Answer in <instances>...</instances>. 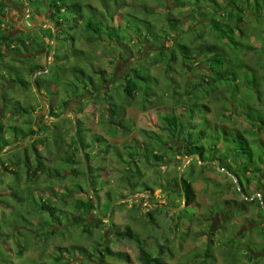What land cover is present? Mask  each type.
Masks as SVG:
<instances>
[{
	"label": "trees",
	"instance_id": "16d2710c",
	"mask_svg": "<svg viewBox=\"0 0 264 264\" xmlns=\"http://www.w3.org/2000/svg\"><path fill=\"white\" fill-rule=\"evenodd\" d=\"M26 1L28 3L29 1L33 2V0ZM44 1H47L46 7L48 10L45 13H49L50 26L39 30H35L32 26L31 30H29L31 33L28 31V33H19L17 35H14L12 31H6L5 28H0V45L9 53L8 60H4L5 67H7L9 74L13 75V79L10 80L12 85L6 87L7 90L13 86H18L24 90L33 87L37 92L46 91L44 95L51 97L56 92L50 90V87L54 85L59 87L61 94H64L65 98L61 100L63 106L67 104L69 97L77 99L86 97L85 99L88 100L95 96L100 97L107 104L104 108L107 113L108 123L113 125L121 136H126L133 130L132 125L125 119V109L131 102L134 101L133 104L137 105L142 111L152 107L160 108L164 106L171 108L172 112H165L159 116L161 130L167 133V138L163 142L158 140L153 132L140 129L139 135L142 134L144 141H141L138 137L134 138L128 145L124 144V149L126 150L124 156H122V153H115L125 163L126 168V171L120 174L119 180L130 188L140 186L139 191L144 193V198L149 197L152 199L153 188L148 184L144 185L142 181L138 183L141 177L138 167L139 160H146L148 155H151L158 165L163 162L165 154L172 153L173 155L181 156L198 154L199 160L204 161V156L206 152L210 153L211 147L220 146L223 148L224 158H222L223 156L213 157L212 154L209 161L212 163V161L216 160L219 162L220 168L226 169L228 172L232 170L230 174L235 177L240 185L239 190L237 188V192L241 195L239 202L233 199L222 201L225 212L221 214V221L225 222L228 220L227 217L231 210L241 212L244 211L246 206L258 207L259 216L264 217V211L261 210V206H264V141L258 140L256 142L258 143L257 146L254 147V142L246 136V134L251 135L253 130L261 131L264 127V89L262 88L264 87V80L263 78V81L259 80L256 77V73L264 72V58L259 60L261 62L254 61L252 64L241 61L238 58L240 53L245 57L249 53H264V19L262 21L261 17H259V20L254 19L257 23V28L252 35L259 40L258 43L262 47L258 50L257 47L242 42V37L244 36L242 25L249 21L246 18L247 15L251 14V16H254V13H261L260 5H264V0H226L224 5L217 0H207L208 6L204 8L202 5L205 10L199 5L194 6V0H154L157 3L170 4L169 8L166 7L167 10L164 11L163 15L155 10L156 7L147 5V1L150 0H111L113 1L112 3H110L111 1L107 3L106 0H99L96 1L97 4L95 5L91 4L92 2L89 0H35V3L40 4ZM140 1L141 4L139 5L144 8L145 13H137L139 9H136L137 11L135 9L130 10L135 7L138 8L137 5ZM253 2L255 3L254 7H252ZM99 4L105 6L104 11H102L103 7ZM6 6L5 2L0 1V16L4 15L3 12ZM82 6H87L92 13H96V18H91L96 19V21H91L89 18L87 21L82 22L88 32L85 34L83 31L84 41L88 46H91L94 40L100 44L104 42L106 47H110L112 55L113 47H122L123 50L120 49V51H124L125 47L129 49L128 43L130 45L131 42L135 41L137 44L142 43L143 45L145 43L149 45L152 47V51L156 49L157 57L154 59L150 57V60L142 67L132 68L131 71L124 74L121 80L115 81V87L109 86V89L103 90L112 74L107 72L102 67V64L94 66L92 59L95 58L94 56L92 57L89 49H82L74 43L75 37L72 35L75 29L74 26L86 18L84 13L87 12L83 11ZM32 8L34 9V7ZM124 8L130 10L128 11L130 13H135L132 20L123 13L125 11ZM116 14H120L121 17L119 23L114 24L113 18ZM190 17L195 18L198 23L196 27L188 24ZM154 20H156V23H154ZM1 21L2 19L0 18V26ZM190 32H192L193 36L190 39L185 38ZM24 34H27V36L24 37ZM176 34H178V37L173 40L172 37ZM204 34L211 35V39H206ZM46 36L55 38V43L60 40V50L62 48L64 50L63 53L52 54L49 41L45 45L43 44V38ZM167 41H170V45H167ZM64 44H70L71 46L65 47ZM21 49L24 52H21ZM40 50H47L51 53V59L45 65L34 62V57L40 53ZM70 55H75L74 57L78 61L75 63L70 58ZM10 59L14 62V65L8 64ZM112 59L114 57L108 59V61L111 63ZM161 59L170 61V64L163 68L162 72H165V74L161 75L160 88L156 89L160 80L151 73L150 66L157 65V62ZM30 60L32 63H30ZM2 61L3 56L0 54V62ZM27 61H29V67L23 68ZM86 62H88L90 67L82 66ZM143 62H146V60ZM66 63L72 64L70 65L73 66L71 67L72 74H69V70H67L69 66L67 68ZM175 64L178 66L172 69V65ZM47 66H53L55 72L54 74H49L48 78H43L41 72H45ZM201 66L202 68H199ZM20 69H23V75L29 76L28 79L23 78L22 74H19ZM171 69L173 73L175 72L181 77L182 84L169 74ZM63 74H69L72 77H63ZM242 85L252 91L250 99L244 105H240L249 128H230L213 122L205 116L210 111V108L207 104H202V99L208 98L210 101L223 100L222 109H227L231 99L230 95L236 93ZM85 93H89L92 97L88 96V94L85 96ZM2 97L5 103V95H2ZM177 106H183L185 112H176L175 108ZM55 107L57 108L55 103H49L45 123L39 121L32 124L31 117L28 115V107L23 106L17 100L12 101L11 109L7 112L11 115L21 117L28 115V117H25L22 125L9 124L5 126L0 121V146L3 148L8 146L13 140L17 141L22 139V137L26 138V144L20 147L17 153L12 154L14 159L12 162L19 167L15 171L18 186L22 175L20 171L25 174L26 182H29L31 177H34L35 182L38 171L40 170L43 173L46 169L51 171L52 178L56 181L65 178L73 180L76 175L81 176L84 179L85 188L89 190L95 184L96 175H92L93 170L89 166L91 154L86 152V149L97 142L101 152L105 153L111 149V146L99 136L86 139V129L83 128L79 119L72 123L71 118H69V130L72 131L75 127L74 133L70 135L69 142L60 138V136H56L57 133H60L58 126L61 123L59 118L62 112L56 110ZM196 120H201L202 125L199 126L200 123L196 125ZM6 129L12 135L11 140L5 132ZM40 133L43 135H40ZM171 137H179V141L183 143L181 146L183 148L182 152L177 150L174 141L168 144L167 141H170ZM29 139L31 140L29 141ZM50 139L53 140L51 143L55 144L58 150L63 153L64 157L59 162L63 163L61 169L56 166H53L52 169L46 168L44 158L40 154L39 145L46 144ZM203 140L209 142L210 147L205 148L199 143ZM70 150L82 154L85 166L81 163L80 158H74V152ZM229 159H232L234 164H231ZM69 164H74V166L70 167ZM191 165L192 162L189 161V166ZM211 166L214 167L215 165L212 163ZM200 167L204 168L206 165H200ZM64 168L70 169L67 170L66 174H61ZM182 175L181 184L179 183L177 171L173 182H167L165 186H160L164 192L170 191L172 195L180 198L182 204H185L184 209L180 213L182 212L183 215H186L191 209L190 205L196 203V193L192 182L184 176V171ZM46 178L50 179V176L46 174ZM134 178L135 181L133 180ZM254 180L255 188L249 190V184ZM29 194L34 197V200L31 198L29 204H26L27 200L24 197L19 198L20 196H17V192H10L11 196L13 195L15 198L20 199L19 202H16L15 208L17 206L21 207L24 210V214L30 216V213L34 212L37 213L35 215H41L42 218L36 224H32L26 215L17 210L16 215L20 218H17V222L25 221L26 230H29L28 233L33 238L35 237L36 241L31 242L26 238H24L25 241L23 242L15 241V258L19 260L24 258V249L34 245L38 247L41 256L39 254L38 261L34 260L32 264H70V260L75 255L82 257L81 260H77L76 264H112L108 262V258L129 261L126 253L112 252L109 246L96 241L90 248L78 243L54 245L53 250L48 252L49 256H45V246L51 240L57 237L61 240H68L69 237H73L74 234L78 233L77 229L84 233L90 231L86 224L85 216L86 212L91 208V204L88 200L75 198L71 204L73 212H70L68 217H64L57 202L51 201L50 198L39 199L40 202L31 191ZM66 195L68 194H61V197ZM105 198L108 199L109 203H113L112 198L109 199L107 195ZM61 200L64 201L63 199ZM124 203L121 202L118 205ZM118 205L115 206L113 204L111 213L115 211ZM175 206L179 207L180 204ZM163 209L168 210L166 207L159 206L155 209L146 207L144 216H150ZM42 211L47 212L46 216L42 215L45 214ZM98 212H100L99 209ZM50 217L55 218L57 223L53 222ZM94 226L99 227L97 223ZM175 226L177 227V223ZM111 231L116 240L131 241L136 245L139 250L137 259L140 264H169L163 258L165 251L170 252L168 246L158 244V252L153 255L147 250L144 240L140 238L130 225L120 227L112 224ZM256 233L263 242L264 224L258 230L256 229ZM11 235L7 233L4 236L10 238L12 237ZM20 237H23V233ZM251 243L254 245V242ZM242 246L244 248L247 247L246 244ZM232 249L229 253L234 252ZM92 251L97 253L96 262L92 259ZM246 251H244L245 254L242 256L248 260L253 257L254 263H257L258 258H255V256L261 249L249 247ZM258 257L264 258L262 255ZM0 260L1 264H14L12 260L9 259V261L3 255H0ZM22 260V264H27L26 258ZM197 261L196 264H217V257L213 247L208 245L201 250ZM231 264H244V262L243 259L241 261V258L240 260L234 258Z\"/></svg>",
	"mask_w": 264,
	"mask_h": 264
},
{
	"label": "rangeland",
	"instance_id": "374dc122",
	"mask_svg": "<svg viewBox=\"0 0 264 264\" xmlns=\"http://www.w3.org/2000/svg\"><path fill=\"white\" fill-rule=\"evenodd\" d=\"M0 1H3L7 4L3 12L4 15L0 16L2 19L0 28H5L8 32L12 31L14 35L21 33L24 30V26H28L31 30V25L42 26L48 24L50 21L49 13H45L48 10L46 7L47 1H44L40 4L35 3V0H33V2L29 1V3L26 0ZM89 1L92 2L91 4L95 5L97 4L96 1L99 0ZM110 1L111 0H106L107 3ZM217 1L224 5L226 0ZM112 2L113 1L110 3ZM191 2L193 3V1ZM139 4H141V1L137 5L138 8L135 7L130 10L135 9V11H137L136 9H139V12L137 13H145L146 11ZM99 5L103 7L102 11H104L105 6L102 4ZM147 5L150 7H156L155 10L158 13H161V15H163L165 13L164 11L167 10L166 7H170V4L165 5L162 2L157 3L154 0L147 1ZM193 5H199L201 7L203 5L205 8L208 6V3L207 0H194ZM254 5L255 3L253 2L252 7H254ZM28 6L36 8L42 13V15H37L38 12L34 9L28 8ZM260 6L261 13H254V16L248 14L246 18L249 21L242 25L244 30L242 42L253 45L257 47L258 50L262 47V45L258 43L259 40L255 39L252 34L257 28V23L255 20H259V17H261L260 19H262V21L264 19V5L262 4ZM203 7L202 9L205 10ZM82 9L83 11L87 12L84 13V17L86 18L82 19L81 23L74 26L75 29L72 32V35L75 37L74 43L77 46L79 45V47L82 49H89L92 57L94 56L95 58L92 59V64L94 66L96 64H102V67L105 68L107 72L112 74L109 82L105 84L103 90L109 89V86L115 87V81L121 80L124 74L131 71L132 68L142 67L147 63L148 60H150V57L153 59L157 57L156 49H153L152 51V47L149 45L145 43L143 45L142 43L137 44L135 41L131 42L130 45L128 43L129 49L125 47V52L120 51V49L123 50L122 47H113L112 55L110 47H106L104 42L100 44L94 40V43L91 46H88L84 41L83 31L85 34L88 32L86 31L82 22L87 21L89 18L91 21H96V19H91L96 18V13H92L87 6H82ZM130 10L126 8L123 13L126 14L130 20H132L134 17L133 14L135 13L128 12ZM120 17V14H116L113 18V23H119ZM154 21V23H156V20ZM188 24H192L193 27H196L198 23L196 22L195 18L190 17ZM26 36L27 34H24V37ZM191 36H193L192 32L187 34L185 38L190 39ZM210 36L211 35L204 34V37L209 40L211 39ZM147 37L149 38V36ZM177 37L178 34L172 38L173 40H176ZM50 38L49 36L44 37L43 44L45 45V43H48L49 41L52 54H58L60 52L63 53L64 50L62 48L60 50V40L55 43V38ZM167 45H170V41H167ZM64 46L70 47L71 45L64 44ZM0 51V54L3 56V61L0 62L1 123H3L5 126H8L9 124L22 125L23 120H25V117H28V115L31 117L32 124L39 121L45 123V120H47L46 113L48 110V105L49 103H55V106H57V108L55 107L56 110L62 112V115L59 118L61 123H59L58 126L60 133H57L56 136H60V138H63L69 142L70 135L74 133L75 129L74 127L72 131L69 130V118H71L72 123L76 119H79L81 125H83V128L86 129V139H90L93 136L102 137L108 144H110L112 149H109V151L107 150L105 153H103L101 152V148L97 145V142H95V144L93 143L90 148L86 149V152L91 154L89 166L93 170L92 175H96L95 184H93L92 188H88L89 190H87L84 186V179L81 176L76 175L73 180L70 178H65L56 181L54 178H52L51 171L46 169L43 173L40 170L38 171V175L35 179L36 183L34 182V177H31L30 181L26 182L25 174L20 171L22 175L20 177V183L18 186L16 179L17 175L15 174V171L18 170L19 167L16 165V163L12 162L14 160L12 154L15 152L17 153L19 148L26 144V138L22 137V139L17 141L13 140L10 144H8V146L3 148L0 146V255H3L4 258H7L8 260H12L14 264H22V259L25 258L27 264H32L34 260L38 261L37 259L40 253L38 251V247L34 245H30L28 248L24 249V258L21 260L14 257L15 241L23 242L25 241L24 238L29 239L31 242L36 241V239H34L35 237L33 238L30 233H28L29 230H26L24 226L25 221H21L20 223L17 222V220L20 219L18 218L19 216L16 215L18 212L17 210L24 214L23 208L18 206L16 208L14 207L17 205L16 202L20 201L19 198L24 197V199L27 200L25 202L26 204H29L31 198L34 200V197L29 194L31 191L38 201H40L39 199L45 200V198H50L51 201L57 202V205L62 210L61 212L64 217H68L69 213L73 212L71 204L75 198L88 200L91 204V208H89L85 216V221L90 231L88 233H84L81 232L80 229H77L78 233L74 234L73 237H69L68 240H61L59 237L51 240L50 243H47V246H45L46 251L44 254L47 257L49 256L48 252L53 250L54 245L78 243L90 248L92 247V244H95L94 241H96L103 245L109 246L112 252L126 253L129 258L128 262L124 260L108 258V262L112 264H140L137 259L139 250L136 245L131 241L115 239V236L111 231V225L116 224L120 227L130 225L131 228L140 236V238L144 240L147 250L153 255L157 254L158 252V244L168 246L170 252L165 251L163 258L169 264H196V262H198L197 260L199 259V253L208 245L213 247V250H215L217 264H231L234 261V258H238V260L241 258V261L243 259L244 264H264V258L258 257L259 255L264 256V241L262 242L256 233V229L258 230L259 227L264 224V217L259 216L260 213L258 207L246 206L244 211L241 212L231 210L227 217L228 220L225 222L221 221V214L225 212L222 201L225 199H233L239 202L241 200V195L237 192L238 187L235 177L225 173L222 170H219L216 166L212 167V163H208L212 154L213 157L223 156L222 158H224L225 154L222 152V147H211L210 153L206 152L204 156V161L207 162L206 164L199 163L202 160L200 159L198 161L195 159V156H190L187 161L184 162L182 173L184 171V176L192 182L196 193V203L190 205L191 209H189V211L186 213V215L184 214V216L182 212L180 213V211L184 209V205L182 204V201H180V198L172 195L170 191L164 192L161 186H165L167 182H173L175 180V174L178 171V168L189 155L181 156L173 155L172 153L165 154L163 162L159 163L158 165L153 160L151 155H148V159L146 160L142 159L138 161V167L141 174L138 183L142 181L144 185L148 184L153 188L152 199L149 197L144 198V193L139 191L140 186H137V188H130L119 180L120 174L126 171V168L125 163L115 155V153L119 152L122 153V156H124L126 152L124 149V144L128 145L133 141L134 138L138 137L141 141H144L142 134L139 135L140 129L153 132L157 139L163 142V140L167 138V133L161 130L162 128L159 116L165 112H172L171 108L164 106L160 108L152 107L146 111H142L137 105L133 104L134 101L131 102L125 109V119H127L130 125H132L133 130L130 134L121 136V134L116 131L114 126L108 123L107 113L104 108L107 104L106 102H103L100 97L95 96L94 98L97 97L96 99L90 98L89 100L85 99L86 97L82 99L69 97L67 104L63 106L61 104V100L65 98L64 94H61L59 87L54 85L50 87V90L56 92L51 97H46L44 95L46 91L37 92L33 87H30L28 90H24L18 86H13L7 90L6 87L12 85L10 80L13 79V75L9 74L7 67H5V61L9 58V53H7L8 51H6V49H4V47L1 45ZM46 51L47 50H40V53L34 57V62H37V64L40 65H45V63L51 59V53ZM21 52H24L23 49H21ZM74 56L75 55H70V58L76 63L78 59H75ZM112 56L114 59H112L110 63L108 59L113 58ZM238 58L241 61L252 64L254 61L258 62L259 60L263 59L264 53H249L246 57L240 53ZM145 60L146 62H143ZM169 62L170 61L161 59L157 62V65L150 66L151 73L160 80L156 89L160 88V83L162 80L161 75L165 74V72L163 73L162 70L165 68V66L170 64ZM30 63H32L31 60ZM8 64L14 65V62H12L10 59ZM70 65L67 64L66 67L68 68L69 66V69L67 70H69V74H72L71 67L73 66ZM82 66H85L86 68L90 67L88 62ZM177 66L178 65L175 64L172 65L171 68L173 69ZM28 67L29 61L26 62L23 68ZM199 68H202V66ZM172 69L169 74H171L176 81L182 84L183 82L180 80L181 77L175 72L173 73ZM19 72V74H22L23 78L28 79V75H23V69H20ZM54 72L55 68L53 66H47V70L45 72H41V74H43V78H48L49 74H54ZM69 74H63V77H72V75ZM256 77L259 80H262V78L264 80V72L256 73ZM262 88L264 89V87ZM87 94L88 96L92 97L89 93H85V96H87ZM2 95H5V103L3 101ZM251 95L252 91L242 85L238 91H236V93L230 95L231 99L229 100V104L227 103V109H222L224 105L223 100L210 101L208 98L202 99V104H207L210 108V111L206 113L205 116H207L213 122L230 128H249V124L244 119L242 107L240 105H244V103L250 99ZM16 100L19 101L23 106L28 107L29 114L27 116L21 117L11 115L7 112L11 109V102ZM175 111L185 112V108L183 106H177ZM195 124H199V126H201L202 121L196 120ZM5 132L8 138L11 140L12 135L9 133L8 129H6ZM40 135L43 134L40 133ZM246 136L249 140L254 142L253 146L256 147L258 144L256 142L258 140L264 141V127L263 130H253L251 135L246 134ZM30 140L31 139H29V141ZM179 140V137H171L170 141L167 142L169 144L171 141H174V145H176L177 150L179 152L181 150L182 152L183 148L181 146L183 143ZM51 142H53L52 139L47 141L44 145H39L40 154H42L44 158V164L46 165V168L52 169L53 166H56L60 167L61 169L63 167V163L59 162L61 158L64 157L63 153L62 151L58 150L55 144L53 145ZM199 143L205 148L210 147L209 142L206 140H203ZM73 152L74 158H80L82 161L81 163L84 164L82 154H79L77 151ZM189 161L192 162L191 166H189ZM229 162L234 164L232 159H229ZM69 165L70 167L74 166V164ZM200 165H206V167L202 168ZM69 169L70 168H64L61 174H66L68 172L67 170ZM229 173H232V170H229ZM46 174L50 176V179L46 178ZM182 176L183 175H181V177ZM133 180L135 181V178ZM254 188L255 180L249 184V190ZM12 191L15 193L17 192V196L20 197L17 199L13 195L11 196L10 192ZM61 194L68 195L61 197ZM106 195L109 199H113V203H109L108 199L105 198ZM121 198H124L123 202L125 203L118 205L121 203L119 202V199ZM113 204L118 206L115 211L111 213ZM157 204H163L176 209H168L169 211L163 209L153 213L150 216H144L146 207H154L155 209ZM179 204V207L175 206ZM107 205L109 206L107 207ZM261 208V210L264 211L263 206H261ZM98 209L100 212H98ZM42 212L45 213L42 215L46 216L47 212ZM35 214L37 213L32 212L30 213V216L27 214L24 215H26L28 219L31 220L32 224H36L38 220L42 218L41 215ZM51 219L53 222L57 223L55 218ZM95 223L99 225L98 228L94 226ZM176 223L177 227L175 226ZM7 233L12 234V237L8 238L7 236H4ZM22 233L23 237H20ZM251 242H254V245H252ZM243 243H245L247 247L244 248L242 245L245 244ZM249 247H256L258 250L261 249V251L255 256V258H258L257 263H254L253 257L252 259L248 260L246 257L244 258L242 256L245 254L244 251H246V249L248 250ZM231 249L234 251L233 253H229ZM92 252V259L96 262L97 253L94 251ZM81 258L82 257L80 255H75L73 259L70 260V264L73 262V264H76L77 260H81Z\"/></svg>",
	"mask_w": 264,
	"mask_h": 264
},
{
	"label": "water",
	"instance_id": "95a60500",
	"mask_svg": "<svg viewBox=\"0 0 264 264\" xmlns=\"http://www.w3.org/2000/svg\"><path fill=\"white\" fill-rule=\"evenodd\" d=\"M61 117V116H60ZM190 156H195L198 160H199V155L198 154H192V155H189L188 157H186L185 158V160L181 163V166L178 168V179H179V183L181 184V175H182V169H183V165H184V162L185 161H187V159L190 157ZM199 163H201V164H206L207 162L206 161H200ZM208 163H211V161H208ZM212 163L219 169V170H222V171H224L225 173H227V174H229V175H231V176H233L232 174H230L226 169H223V168H220L219 167V162L218 161H212ZM236 183H237V187H238V190H239V185H238V182L236 181ZM124 201V198H121V199H119V202H123ZM183 205H185V204H183ZM166 207V208H168V209H176V208H172V207H169V206H166V205H163V204H158V205H156L155 206V208L156 207ZM154 208V207H153ZM263 208H264V206H263ZM105 218H107V217H105Z\"/></svg>",
	"mask_w": 264,
	"mask_h": 264
},
{
	"label": "crops",
	"instance_id": "0c3cea01",
	"mask_svg": "<svg viewBox=\"0 0 264 264\" xmlns=\"http://www.w3.org/2000/svg\"><path fill=\"white\" fill-rule=\"evenodd\" d=\"M28 8L33 9L31 6H30V7L28 6ZM34 10H36V11L38 12L37 15H40V16L42 15V13H41L40 11H38L37 9L34 8ZM43 14H44V13H43ZM47 25L50 26L51 23L46 24V25H42V26H41V25H31L30 27L33 26L35 30H39L40 28H46ZM29 30H30V29H29L28 26H24V30H23L21 33H28ZM35 30H34V31H35ZM30 33H31V32H30Z\"/></svg>",
	"mask_w": 264,
	"mask_h": 264
}]
</instances>
